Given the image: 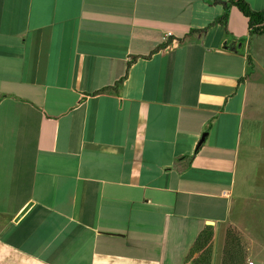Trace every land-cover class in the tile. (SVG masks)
I'll return each instance as SVG.
<instances>
[{
  "label": "crops",
  "instance_id": "obj_1",
  "mask_svg": "<svg viewBox=\"0 0 264 264\" xmlns=\"http://www.w3.org/2000/svg\"><path fill=\"white\" fill-rule=\"evenodd\" d=\"M228 3L0 0V264H191L254 202L264 44Z\"/></svg>",
  "mask_w": 264,
  "mask_h": 264
},
{
  "label": "rangeland",
  "instance_id": "obj_2",
  "mask_svg": "<svg viewBox=\"0 0 264 264\" xmlns=\"http://www.w3.org/2000/svg\"><path fill=\"white\" fill-rule=\"evenodd\" d=\"M253 43L255 45L264 44V35L253 36ZM260 58L264 62V54H261ZM260 139V141L264 142V129L262 130ZM253 169L255 173H257L259 176H262L261 180H258V182L261 181L264 185L263 156L256 160V165ZM257 189L258 188H256L252 194V199L254 202H251L250 204H238L234 214L236 215L237 219L233 220L232 225L227 224L218 230L216 240L213 242V264H222V252L226 239V230L229 226L235 227L241 232L244 244L248 249V259L246 264H264V199L261 198L264 197V186H259V189ZM257 195H259V197ZM19 197V194H14V201H18Z\"/></svg>",
  "mask_w": 264,
  "mask_h": 264
},
{
  "label": "trees",
  "instance_id": "obj_3",
  "mask_svg": "<svg viewBox=\"0 0 264 264\" xmlns=\"http://www.w3.org/2000/svg\"><path fill=\"white\" fill-rule=\"evenodd\" d=\"M231 6L237 7L240 12L248 19L249 36L264 35V11L254 10L246 0H229L224 15L220 20L226 24L230 14ZM250 65L252 61L248 58ZM116 91L114 87L101 90L97 94ZM214 228L207 227L202 231L194 242L191 253L186 258L187 263L191 264H212ZM248 259V249L244 244L241 232L232 226L226 230V239L222 252V264H246Z\"/></svg>",
  "mask_w": 264,
  "mask_h": 264
},
{
  "label": "water",
  "instance_id": "obj_4",
  "mask_svg": "<svg viewBox=\"0 0 264 264\" xmlns=\"http://www.w3.org/2000/svg\"><path fill=\"white\" fill-rule=\"evenodd\" d=\"M32 204H29L22 212L19 216H17V218L15 219V221H19V219L29 210V208L31 207Z\"/></svg>",
  "mask_w": 264,
  "mask_h": 264
},
{
  "label": "built area",
  "instance_id": "obj_5",
  "mask_svg": "<svg viewBox=\"0 0 264 264\" xmlns=\"http://www.w3.org/2000/svg\"><path fill=\"white\" fill-rule=\"evenodd\" d=\"M250 264H252V263H250Z\"/></svg>",
  "mask_w": 264,
  "mask_h": 264
}]
</instances>
